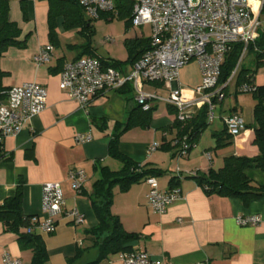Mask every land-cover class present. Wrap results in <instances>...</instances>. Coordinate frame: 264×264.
<instances>
[{
    "label": "crops",
    "instance_id": "obj_1",
    "mask_svg": "<svg viewBox=\"0 0 264 264\" xmlns=\"http://www.w3.org/2000/svg\"><path fill=\"white\" fill-rule=\"evenodd\" d=\"M251 3L258 9V0H251ZM50 10L48 0H9V17L19 30L17 37L21 43L9 47L0 59V69L5 73L2 78L5 90L24 82H37L48 93L46 108L32 116L15 136L3 139L0 206L15 195L20 185L22 212L35 216L39 224L45 219L43 184L57 181L61 184L65 202L63 209H77L84 218L82 223L75 224L65 214L55 217L56 228L52 233H44L36 225L48 254L45 264H67L79 250L86 251L84 257L95 258L97 252L92 247L93 237L88 231L97 225L98 220L88 194L101 177L102 167L118 171L123 166L108 152L109 142L115 134H118V150L122 155L145 168L160 170L161 173L150 175L156 178L159 190L169 191L175 182L181 190V198L159 214L147 205L146 195L151 186L144 182L145 178L131 184L125 191L115 187L111 212L119 217L127 232L138 234V238L127 243L131 250L146 251L153 264H264V220L256 225L241 226L235 219L255 214L264 216V197L245 204L237 197L208 194L194 177L207 173L210 168L222 167L229 156H252L258 152L253 133L257 98L250 92L247 93L252 97L243 98L237 94L243 92L239 84L250 73L256 85H264V54L257 57V47L250 45L240 55L223 88L225 97L216 103L218 113L202 128L187 154L179 157L180 145L175 144V140L181 138V131L174 124L178 121L176 110L162 98L177 88L184 95L195 96L194 89L200 84L201 74L198 64L195 75L194 69L188 65H194L192 62L196 61L183 66L178 79L172 82L139 80L138 87L142 92L157 97L149 101L151 112L146 121L136 101L137 92L132 81L119 90L99 94L83 108L68 99L60 89L63 65L87 56L108 61L118 59L110 54H98L93 42L85 36L86 32L91 36L92 31H80V26L64 23L62 14H57L58 8L55 7L51 10V15L55 14L51 37ZM79 10L82 13L81 7ZM256 16L258 38L264 34V24L261 23L264 4L256 11ZM130 38H143V35L137 32ZM45 44H52V58L48 63L36 65L32 57ZM247 56H250L248 64L254 62V70L244 68L242 64ZM132 64L127 61L117 68L126 75ZM239 66L242 74H236ZM230 87L234 89V95ZM162 92L166 94L162 95ZM3 99L4 96L0 97ZM202 107L205 106L193 107L192 115L183 123L193 118L192 125L196 126ZM231 113L239 114L246 125L236 138L225 131L223 118ZM138 117L142 119L138 121ZM129 120L131 122L127 125ZM79 134L90 135L91 139L78 142ZM153 143L158 147L149 151ZM78 168L86 174L80 191L73 189L68 178L69 171ZM192 171L197 173L191 175ZM245 174L254 183L264 184V170L252 165L245 169ZM5 254L19 260V264H31V249L21 247L18 235L6 230L0 220V264H5ZM101 264L124 263L116 253L108 255Z\"/></svg>",
    "mask_w": 264,
    "mask_h": 264
},
{
    "label": "built area",
    "instance_id": "obj_2",
    "mask_svg": "<svg viewBox=\"0 0 264 264\" xmlns=\"http://www.w3.org/2000/svg\"><path fill=\"white\" fill-rule=\"evenodd\" d=\"M118 0H78L89 18L101 14L114 13ZM125 1V0H123ZM132 3L131 25L150 24V48L132 64L131 70L124 75L113 66L105 65L101 59L81 57L68 61L60 72V89L65 96L85 108L99 94L119 90L127 83L133 82L136 90V101L142 110L151 109L149 101L157 98L144 93L138 87L140 79L150 81L172 82L179 77L180 69L191 61H196L200 70V84L195 87V96H187L177 88L163 100L176 110V120L183 122L192 115L195 106L206 107L207 122L214 117V108L223 100L225 83L218 84L221 65L226 54L234 43L242 44L241 55L257 38L259 27L256 11L264 4L258 0V9L251 0H126ZM53 55L52 44L42 45L33 55L36 65L48 63ZM141 86V85H139ZM240 91L251 92L255 89L252 83H242ZM4 99L0 100V149L3 139L15 136L25 123L39 114L47 106L48 93L44 86L37 82H24L11 86L3 91ZM227 132L238 137L246 128L244 119L237 113L224 118ZM91 139L90 135H78L77 141ZM180 145L178 156H184L193 143L188 136L175 140ZM158 147L153 143L152 151ZM210 158V155L208 154ZM178 175L181 176L179 171ZM197 171H192L194 175ZM81 168L69 171L68 178L73 189L80 191L85 179ZM151 186L147 196V205L155 213L163 214L176 200L181 198V190L174 186L169 191L157 188L154 176L144 180ZM42 203L45 219L37 224L40 231L52 233L56 228L55 217L65 214L75 224L84 221L83 214L77 209L64 210V199L60 182H46L42 187ZM241 226L256 225L262 215L237 216ZM36 220L35 218L33 219ZM180 220V219H179ZM124 264H153L149 254L144 250H132L119 253ZM5 264H19L8 254L3 257ZM201 264V263H199Z\"/></svg>",
    "mask_w": 264,
    "mask_h": 264
},
{
    "label": "trees",
    "instance_id": "obj_3",
    "mask_svg": "<svg viewBox=\"0 0 264 264\" xmlns=\"http://www.w3.org/2000/svg\"><path fill=\"white\" fill-rule=\"evenodd\" d=\"M52 8H58L57 14L61 13L64 23L72 27L80 26L79 19L80 5L78 0H48ZM116 9L120 16H128L127 20L131 24L132 3L129 1L118 0ZM49 11V34L52 37L54 31V16ZM113 13L101 14L108 16ZM84 27L91 31V18L83 19ZM19 30L16 24L9 17V0H0V59L6 50L11 46H18L21 41L18 39ZM125 44L128 49L127 61L134 63L144 51L150 48V38L126 39ZM257 47V57L264 54V34H261L250 44ZM248 46V49L251 46ZM242 51L241 43H234L221 65L218 84L227 82L235 69ZM105 65L118 67L123 61H108L101 59ZM126 61V62H127ZM241 72V73H240ZM240 66L236 74H242ZM5 75L0 69V97L5 88L2 87V78ZM253 74L244 76L242 83H252L255 89L250 93L257 98L255 106L256 125L253 127L254 144L258 148L255 155L229 156L225 159L222 167L210 168L207 173L194 176L197 183L208 193H216L224 196L237 197L247 204L252 199L264 197V184L254 183L246 174L245 169L249 166H256L264 170V85H256L252 80ZM240 83L239 86L242 84ZM2 92V93H1ZM141 107V106H140ZM150 110L142 111L143 120H148ZM200 121L193 126L194 119L186 122L175 121L174 124L180 129V136L187 135L190 142L194 143L202 128L208 123L206 119V107H202L198 114ZM205 117V120L203 118ZM142 119L138 117L137 120ZM131 120H129V125ZM225 131L227 132L226 128ZM227 134L232 137L228 132ZM233 138V137H232ZM110 156L119 159L123 166L118 171H111L107 167H102L101 177L93 184L92 193L88 194L94 213L98 220L97 225L88 231L93 237L92 247L96 249L95 258L84 257L85 250H79L74 257L68 259L67 264H101L104 258L110 254H116L124 251H132L127 243L138 238L137 233L127 232L117 215L111 212L113 195L115 187L125 191L128 187L143 178L150 175L161 173L156 168H145L131 161L118 150V134L110 140L108 146ZM177 182L173 184L176 186ZM22 189L17 186L13 197L6 199L0 206V220L8 231L15 232L18 235V241L23 248L31 249V264H45L48 260V254L41 234L36 230L37 222L33 219L35 216L26 215L22 212Z\"/></svg>",
    "mask_w": 264,
    "mask_h": 264
},
{
    "label": "rangeland",
    "instance_id": "obj_4",
    "mask_svg": "<svg viewBox=\"0 0 264 264\" xmlns=\"http://www.w3.org/2000/svg\"><path fill=\"white\" fill-rule=\"evenodd\" d=\"M126 1V0H125ZM82 13H79V19L81 20L80 31H89L84 27V17L89 18L90 16L87 12L82 9ZM128 16H120L118 14L117 9L112 15L108 16H99L93 18L91 22V36L90 33L86 32L85 36L93 42L94 46L98 50V54L111 56L121 60L123 62L127 61L128 58V49L125 44L126 39H131L130 37H134L137 32L143 35V38H148L151 35V26L150 24H145L141 26H133L128 23ZM261 23L264 24V16L261 17ZM264 26V25H262ZM264 28V27H262ZM255 59V57L253 56ZM250 56H247L243 59L242 64L244 68H248L250 70H254V62L249 63ZM191 63V62H190ZM194 65H188L190 68L192 67L194 70V75L196 74L197 63L192 62ZM189 64V63H188ZM234 95V89L232 87L229 88ZM162 95H165L166 92H162ZM240 97L249 96L252 97L250 93L247 92H239L237 94ZM229 97V96H228ZM163 100V98H162ZM161 100V101H162ZM217 106V105H216ZM214 108V114H217L219 111V106Z\"/></svg>",
    "mask_w": 264,
    "mask_h": 264
}]
</instances>
